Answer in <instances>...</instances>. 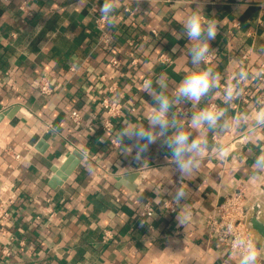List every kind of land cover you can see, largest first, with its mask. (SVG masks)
<instances>
[{"label": "crops", "instance_id": "1", "mask_svg": "<svg viewBox=\"0 0 264 264\" xmlns=\"http://www.w3.org/2000/svg\"><path fill=\"white\" fill-rule=\"evenodd\" d=\"M202 2L205 15L220 22L210 42L212 61L202 67L213 66L220 81L199 104L180 106H188V113L175 110L186 130L191 113L212 103L227 108L229 119L264 107V0ZM102 4L0 0V113H5L0 185L7 186L4 198L15 199L10 219L0 215V264H238L239 257L209 233L205 216L226 194L240 190L252 195L250 223L260 249L258 264H264V172L253 168L264 154V128L250 133V123L209 132L210 145L228 147L229 155L221 159L210 149L199 169L183 180L159 143L137 161L134 142L124 139L127 150L120 142L126 121L147 124L152 100L143 91L146 79L163 74L174 87L193 70L180 21L197 6L195 0H119L117 24L107 26L115 34L111 48L101 43L96 27ZM163 53L169 63L157 60ZM240 69L248 73L240 83L243 92L225 105L224 89L236 82ZM44 75L51 95L39 90ZM111 85L124 109L107 132L101 99ZM74 110L79 124L71 117ZM41 140L44 151L37 148ZM69 157L76 166L52 187L54 167ZM176 187L189 191L185 202L173 199ZM47 196L56 205L54 217L45 215ZM146 204L152 215L142 214ZM184 204L190 216L178 227L176 215ZM106 231L112 234L108 240ZM6 247L10 255L3 254Z\"/></svg>", "mask_w": 264, "mask_h": 264}, {"label": "clouds", "instance_id": "2", "mask_svg": "<svg viewBox=\"0 0 264 264\" xmlns=\"http://www.w3.org/2000/svg\"><path fill=\"white\" fill-rule=\"evenodd\" d=\"M195 4L197 6L180 21L183 33L190 42L189 56L193 70L174 87L163 74L155 81L146 79L143 83V91L152 100L146 113L147 124L136 125L126 121L120 133L122 144L125 138L134 142V159L137 161L143 158V154L151 145L159 143L160 147L169 153L166 159L175 166L178 180L191 177L199 169L210 149L221 159L229 155L228 147L210 145L209 132L222 134L233 126L247 127L250 123L253 125L248 127L250 133H254L256 127L264 128V107L229 119L227 108L213 105L191 113L188 118L190 130H186L185 123L178 119L175 111L178 106L185 103L199 104L219 87L220 81V75L213 66L202 67L208 64V59L213 52L210 42L215 40L219 33L220 22L205 15L202 0H195ZM118 7L119 0H103L100 14L109 27L117 24L115 12ZM176 50L174 48L173 52ZM247 78L248 73L244 69H240L238 74L234 75L233 79L236 82L229 83L224 89L225 105H231L242 94L243 89L240 83ZM125 146L127 150L129 147ZM253 168L256 172H264V154L255 158ZM257 178L254 174L251 179L255 181ZM172 196L177 203H182L188 199L189 191L184 187H176L172 191ZM189 216L187 205L184 204L183 210L176 215L177 226L185 227ZM226 231L233 232L232 226L228 225ZM231 247L233 253L239 257L238 264H258L260 250L252 239L237 234Z\"/></svg>", "mask_w": 264, "mask_h": 264}, {"label": "built area", "instance_id": "3", "mask_svg": "<svg viewBox=\"0 0 264 264\" xmlns=\"http://www.w3.org/2000/svg\"><path fill=\"white\" fill-rule=\"evenodd\" d=\"M216 1V0H214ZM96 27L100 32V41L101 43L107 47L111 48L115 42V34L110 32L107 28L106 22L101 17V14L96 16ZM153 33H157V30H153ZM130 44H133L132 42ZM157 60L163 63H169L170 57L167 54H160L157 56ZM212 61V55L209 57L208 62ZM111 62L116 65L118 64V59L113 57ZM132 64L136 65L138 63V58L134 57L131 60ZM72 71H75V68H71ZM104 76H102L103 78ZM115 85H111L109 87V93L103 95L101 99V105L104 108L106 115L102 119V126L103 129L107 132H112L114 129V121L118 118L124 109V103L119 100L114 94L115 92ZM39 90L41 93L45 95H51L53 93V87L48 76L44 75L40 79L39 82ZM217 106V104L212 103L211 106ZM189 107L182 106L177 108V112L184 114L188 113ZM71 117L73 120L79 124L81 123V116L77 110L72 111ZM17 159L21 157L20 154L15 156ZM6 184L0 185V215L3 219L9 220L11 215L9 211V207L14 202V197L10 196L9 198H4L3 193L6 190ZM252 200V195L248 196L246 191H233L228 193L224 196V199L221 203L214 206L211 210L206 213L205 216V226L207 227L209 233L217 238L218 242L223 244L228 250L230 255L235 256L232 250V241L234 237L239 234L243 235L247 238L252 239L256 244V239L251 227L250 219H251V212H250V201ZM45 215L48 217H54L57 214V208L50 196L45 198ZM172 210H174L171 207ZM153 207L149 204H146L143 208L142 214L143 215H152ZM228 225H231L233 228V232L228 233L226 228ZM112 236L110 231H106L105 240H108ZM259 248V246L257 245ZM11 248L6 247L3 249V254L10 255ZM260 250V249H259ZM238 256V255H236Z\"/></svg>", "mask_w": 264, "mask_h": 264}, {"label": "water", "instance_id": "4", "mask_svg": "<svg viewBox=\"0 0 264 264\" xmlns=\"http://www.w3.org/2000/svg\"><path fill=\"white\" fill-rule=\"evenodd\" d=\"M6 114L10 115L9 113H6ZM4 115H5V113H0V121L2 120ZM43 142L44 141L41 140L37 146V148L40 149L41 151H44V148L41 147ZM75 166H76V163L74 161H72V159L70 157L61 166H55L54 167V175L50 181V185L52 187H56V186L62 184L63 181L65 180V178L72 172V170L74 169ZM252 223L254 226H256L260 229V226L258 225L257 218H253Z\"/></svg>", "mask_w": 264, "mask_h": 264}]
</instances>
